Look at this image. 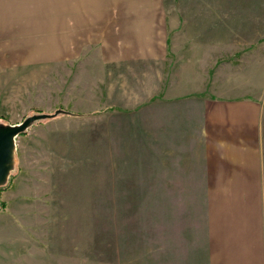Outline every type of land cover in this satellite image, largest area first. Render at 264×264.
I'll return each mask as SVG.
<instances>
[{
    "label": "crops",
    "instance_id": "obj_1",
    "mask_svg": "<svg viewBox=\"0 0 264 264\" xmlns=\"http://www.w3.org/2000/svg\"><path fill=\"white\" fill-rule=\"evenodd\" d=\"M259 21L258 49L235 51L217 24L210 34L179 19L172 26L157 0H0V26L12 27L0 38L9 47L0 68L50 64L83 75L92 92L78 115L98 113L101 138L150 137L165 201L194 202L197 264H264Z\"/></svg>",
    "mask_w": 264,
    "mask_h": 264
},
{
    "label": "rangeland",
    "instance_id": "obj_2",
    "mask_svg": "<svg viewBox=\"0 0 264 264\" xmlns=\"http://www.w3.org/2000/svg\"><path fill=\"white\" fill-rule=\"evenodd\" d=\"M157 1L172 26L179 19L210 34L217 24L235 51L255 44L264 17V0ZM11 31L0 26L1 40ZM8 48L0 42V54ZM83 79L50 64L0 68V125L59 110L72 114L36 121L15 138L12 168L0 187V264L199 263L192 250L194 202L165 201L156 158L162 155H150V137L101 138L98 113L92 120L78 115L92 92Z\"/></svg>",
    "mask_w": 264,
    "mask_h": 264
},
{
    "label": "water",
    "instance_id": "obj_3",
    "mask_svg": "<svg viewBox=\"0 0 264 264\" xmlns=\"http://www.w3.org/2000/svg\"><path fill=\"white\" fill-rule=\"evenodd\" d=\"M59 112L60 110L54 114L33 115L16 125H0V186L5 183L12 168L15 138L24 133L34 122L52 119Z\"/></svg>",
    "mask_w": 264,
    "mask_h": 264
},
{
    "label": "trees",
    "instance_id": "obj_4",
    "mask_svg": "<svg viewBox=\"0 0 264 264\" xmlns=\"http://www.w3.org/2000/svg\"><path fill=\"white\" fill-rule=\"evenodd\" d=\"M59 114L72 115L71 113L66 112V111H63V110H60V112H59L57 115H59ZM57 115H56V116H57ZM22 134H23V133H22ZM22 134H21V135H22ZM1 186H3V185H1ZM1 186H0V187H1Z\"/></svg>",
    "mask_w": 264,
    "mask_h": 264
}]
</instances>
